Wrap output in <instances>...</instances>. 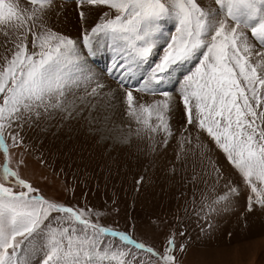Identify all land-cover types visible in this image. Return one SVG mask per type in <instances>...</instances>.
I'll list each match as a JSON object with an SVG mask.
<instances>
[{
    "label": "snow or ice",
    "instance_id": "snow-or-ice-1",
    "mask_svg": "<svg viewBox=\"0 0 264 264\" xmlns=\"http://www.w3.org/2000/svg\"><path fill=\"white\" fill-rule=\"evenodd\" d=\"M29 3L31 11L12 0H0V25L6 28L3 47L11 51L0 64V151L4 156L0 167V264H33V257H37L36 264H177L174 237L168 239L161 254L126 232L101 225L100 213L45 199L21 176L23 160L15 170L10 166L13 155L5 137L11 139L12 147L22 144L15 128L53 111L69 117L85 109L91 112L105 87L96 83L77 95L75 90L93 80L85 74L77 41L48 27L45 17L54 0ZM81 3L108 9L90 32L85 30L81 43L92 55L93 42L100 38L118 57L123 70L122 103L139 126L136 134L143 132L152 138L163 133L167 141L172 135L169 114L173 105L162 86L182 79L180 97L186 124L207 133L264 208V52L255 51L256 44L264 49V0ZM80 16L86 19L83 12ZM167 23L174 24V33L165 31ZM161 51L145 76L142 69ZM138 71L142 83L125 88L124 83ZM134 91L164 99L140 103ZM185 140L191 144L190 139ZM214 170L219 179V170ZM251 207L250 199L249 210ZM106 238L110 239L105 242ZM116 240L119 245L114 244ZM133 248L149 254V259L134 256Z\"/></svg>",
    "mask_w": 264,
    "mask_h": 264
},
{
    "label": "rangeland",
    "instance_id": "rangeland-1",
    "mask_svg": "<svg viewBox=\"0 0 264 264\" xmlns=\"http://www.w3.org/2000/svg\"><path fill=\"white\" fill-rule=\"evenodd\" d=\"M12 2L28 11L33 7L29 0ZM105 11V6L96 7L81 0H54L46 13L48 27L77 41L81 62L87 69L85 74L93 77L91 84H82L75 90L77 95L96 83L105 87L91 112L85 109L69 117L53 111L50 116L15 128L22 144L12 147L11 139L5 137L13 155L10 166L15 170L17 162L23 160L21 176L45 199L100 213L101 225L126 232L161 254L168 239L174 237L177 264H264V208L256 203V194L207 133L186 124L180 97L182 79L174 80L163 90L172 97L173 105L169 114L172 135L167 141L163 133L152 138L143 132L136 134L139 126L127 115L122 103V81L108 74L114 65L118 70L112 73L123 71L117 64L118 57L100 38L93 42L92 55L81 43L85 30L90 32ZM81 12L85 20L81 19ZM5 31V26L0 25V64L5 55L11 56V51L6 52L3 47ZM165 31L174 33V24L167 23ZM255 51L264 49L256 44ZM159 55L162 51L142 69L145 76ZM256 59L254 56L253 62ZM104 64L109 66L106 72L101 70ZM139 84L126 82L124 87L134 89ZM134 96L144 104L164 99L159 94L135 91ZM3 164L0 151V167ZM214 168L219 170V179ZM91 219L95 221L96 216ZM107 239L110 238L105 242ZM114 244L120 242L116 240ZM131 253L149 259V254L134 248ZM36 259L33 257V264Z\"/></svg>",
    "mask_w": 264,
    "mask_h": 264
},
{
    "label": "bare ground",
    "instance_id": "bare-ground-1",
    "mask_svg": "<svg viewBox=\"0 0 264 264\" xmlns=\"http://www.w3.org/2000/svg\"><path fill=\"white\" fill-rule=\"evenodd\" d=\"M99 46V45H98ZM98 48H96V50H97ZM110 52V51H109ZM106 53V52H105ZM108 53V52H107ZM104 55V54H103ZM95 56V55H94ZM93 59H94V57H93ZM89 60V59H88ZM95 61H96V59H95ZM153 66H154V64H153ZM105 69H109V66L108 65H106V64H104V65H102L101 66V70H103L104 72H106L105 71ZM146 69H147V67H146ZM114 70H118V68H115L114 66L112 67V68H110V70H108V74L109 75H113V78H117V77H119L118 78V80L119 81H121V79H120V76H121V72L122 71H120L119 73H112ZM143 71H145V70H142V72ZM138 73V72H137ZM137 73H136V76L135 77H133L131 80H129V81H127V82H129V84L130 85H134V84H139L140 83V74H138L137 75ZM141 73V72H140ZM172 85V82H170V83H165L163 86H162V90H165L166 88H167V86L168 87H170Z\"/></svg>",
    "mask_w": 264,
    "mask_h": 264
}]
</instances>
